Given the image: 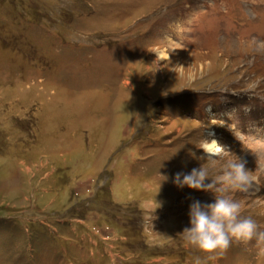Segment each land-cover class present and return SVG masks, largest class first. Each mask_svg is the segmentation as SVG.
Masks as SVG:
<instances>
[{
  "label": "rangeland",
  "instance_id": "rangeland-1",
  "mask_svg": "<svg viewBox=\"0 0 264 264\" xmlns=\"http://www.w3.org/2000/svg\"><path fill=\"white\" fill-rule=\"evenodd\" d=\"M236 157L246 191L173 183ZM214 195L264 232V0H0V264H193ZM212 255L264 264V239Z\"/></svg>",
  "mask_w": 264,
  "mask_h": 264
},
{
  "label": "clouds",
  "instance_id": "clouds-1",
  "mask_svg": "<svg viewBox=\"0 0 264 264\" xmlns=\"http://www.w3.org/2000/svg\"><path fill=\"white\" fill-rule=\"evenodd\" d=\"M211 135V134H210ZM200 158L215 160L226 151V146L216 139H204ZM195 156V153H193ZM245 161L235 158L227 161L221 173L214 179L208 178V170L201 165L190 171H177L173 183L183 188L224 193L231 190L246 191L252 185L253 177L245 167ZM210 181L205 183V181ZM241 202L225 195H214L211 203L194 200L189 206V227L183 229L184 241L208 255L202 260L196 257L193 264H206L214 259V253L227 249L234 239H251L256 235L264 239V232H257V224L251 217H241Z\"/></svg>",
  "mask_w": 264,
  "mask_h": 264
}]
</instances>
